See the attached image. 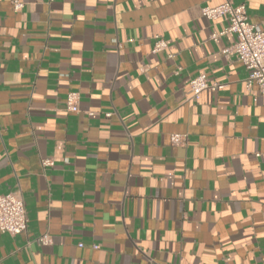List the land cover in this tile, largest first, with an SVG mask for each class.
Listing matches in <instances>:
<instances>
[{"label":"crops","instance_id":"crops-1","mask_svg":"<svg viewBox=\"0 0 264 264\" xmlns=\"http://www.w3.org/2000/svg\"><path fill=\"white\" fill-rule=\"evenodd\" d=\"M20 1L0 0V194L28 225L0 264H264V94L201 12L227 0ZM228 1L264 28V0ZM201 73L222 88L195 99Z\"/></svg>","mask_w":264,"mask_h":264},{"label":"built area","instance_id":"built-area-1","mask_svg":"<svg viewBox=\"0 0 264 264\" xmlns=\"http://www.w3.org/2000/svg\"><path fill=\"white\" fill-rule=\"evenodd\" d=\"M15 11L23 7L20 0H10ZM202 15L208 19L224 18L228 20V27L225 33L235 36L234 44L223 50L225 55H233L246 68V86L248 88L256 85L258 91L264 94V28L260 25L248 21L244 5L233 6L230 1L214 6L203 7ZM222 33L212 34L211 38L216 39ZM166 47L165 41L157 38L153 47V52H157ZM171 56V55H170ZM191 96L198 99L201 93L206 90H218L221 85L209 84L207 77L201 73L189 81ZM76 93L70 92L66 96V108L69 111L77 112ZM105 115H110L106 113ZM176 136L172 137L173 143L177 142ZM47 161H43L46 165ZM28 217L20 192L10 191L0 194V232L17 235L27 230ZM39 244L50 243V237L44 234L36 239ZM81 245V244H80ZM97 247L96 245L94 246Z\"/></svg>","mask_w":264,"mask_h":264}]
</instances>
